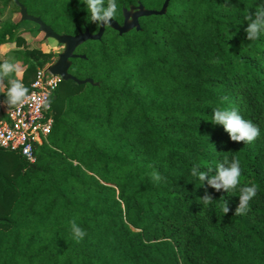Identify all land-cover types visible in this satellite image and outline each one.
Wrapping results in <instances>:
<instances>
[{
	"label": "trees",
	"instance_id": "16d2710c",
	"mask_svg": "<svg viewBox=\"0 0 264 264\" xmlns=\"http://www.w3.org/2000/svg\"><path fill=\"white\" fill-rule=\"evenodd\" d=\"M19 1L60 35L100 29L86 0ZM165 1L116 0L113 19L123 24L125 8L159 11ZM261 3L171 0L166 14L141 18L140 30L107 28L80 46L86 57L72 59L70 73L98 86L62 80L36 162L0 148V264H264V34L248 41L245 32ZM10 4L20 12L0 0V50L17 49L0 63L20 62L30 92L59 54L30 47L26 22L1 21ZM218 107L236 109L259 137L233 142L213 124ZM233 159L240 187L258 189L244 215H235L239 190L218 192L191 175L213 169L210 179ZM73 220L84 239L74 238Z\"/></svg>",
	"mask_w": 264,
	"mask_h": 264
},
{
	"label": "clouds",
	"instance_id": "9594fccd",
	"mask_svg": "<svg viewBox=\"0 0 264 264\" xmlns=\"http://www.w3.org/2000/svg\"><path fill=\"white\" fill-rule=\"evenodd\" d=\"M87 11L91 14V21L94 24L106 27L109 22L113 20L118 11L116 0H86ZM247 28L246 39L248 41L257 40L261 34H264V3H261L254 13L249 12L246 16ZM21 71L20 63H10L6 58L0 63V81L5 76H12L6 87L5 95L6 99L3 102V106L6 108L22 107L30 99L29 89L18 78ZM44 107H50V102L45 101ZM212 120L214 125H222L224 130L228 133L230 139L233 142L253 143L260 135V129L257 125L253 124L250 120L244 119L236 109L216 108L213 111ZM208 171H200L198 166H194L191 171L193 177H198L202 185L207 180L209 186L216 191L223 190L225 193H231L239 190V205L235 210V215H244L250 210V201L257 195V186L255 184L251 186L240 187L241 167L240 162L237 159H233L231 163L225 160L223 163H219L215 168V175L208 178ZM153 178L157 181L160 180V176L157 173L153 174ZM201 201L208 205L213 201L210 195H205ZM230 211L227 202L223 207L224 214H228ZM71 230L74 234V238L77 241L84 239L87 233L77 225L75 220L71 222Z\"/></svg>",
	"mask_w": 264,
	"mask_h": 264
},
{
	"label": "built area",
	"instance_id": "2783aa9c",
	"mask_svg": "<svg viewBox=\"0 0 264 264\" xmlns=\"http://www.w3.org/2000/svg\"><path fill=\"white\" fill-rule=\"evenodd\" d=\"M50 66L37 71L29 92L31 99L22 107L7 109L0 120V148L31 163L36 162L37 151L48 142L54 126L52 101L62 78L52 74ZM45 101L50 107H44Z\"/></svg>",
	"mask_w": 264,
	"mask_h": 264
},
{
	"label": "water",
	"instance_id": "95a60500",
	"mask_svg": "<svg viewBox=\"0 0 264 264\" xmlns=\"http://www.w3.org/2000/svg\"><path fill=\"white\" fill-rule=\"evenodd\" d=\"M170 1L171 0H166L162 9L159 11L148 10L142 4L131 6L130 9L125 8L123 10L125 18L123 24H120L113 19L109 22L108 26H100V29L96 34H92L89 29H86V31H81L78 35L73 36L56 33L52 27L47 25L40 17L30 15L27 8L21 4L19 0H15L17 6L20 8L21 21L36 24L40 32L45 35V39L56 40L60 45L64 46V51L59 54L58 59L49 67V71L54 75L60 76L63 81H74L79 85L91 84L95 86H98V83H95L92 79L87 78L80 80L70 73L72 59L86 57L85 55H77V49L89 40L100 41L107 28L119 32L120 35H124L134 29L140 30L141 27L139 20L141 18L166 14Z\"/></svg>",
	"mask_w": 264,
	"mask_h": 264
},
{
	"label": "rangeland",
	"instance_id": "374dc122",
	"mask_svg": "<svg viewBox=\"0 0 264 264\" xmlns=\"http://www.w3.org/2000/svg\"><path fill=\"white\" fill-rule=\"evenodd\" d=\"M6 20H12L14 22L21 21L20 12L17 9H15L12 4H10L8 9L1 16L2 22ZM36 29H38V26L31 22H26L22 27L21 33L23 34V37L26 39V42L30 45V47L40 48L46 53H54V54H60L64 51V46L60 45L56 40L45 39V35L43 33L38 34V35L34 34L33 32ZM12 47H14V45H12ZM57 59L58 57L55 56L54 60L56 61ZM48 65H52V64H48ZM20 66H21V69L25 70L23 65H20ZM29 79L31 80L32 78L29 77Z\"/></svg>",
	"mask_w": 264,
	"mask_h": 264
},
{
	"label": "crops",
	"instance_id": "0c3cea01",
	"mask_svg": "<svg viewBox=\"0 0 264 264\" xmlns=\"http://www.w3.org/2000/svg\"><path fill=\"white\" fill-rule=\"evenodd\" d=\"M12 45H14V47H12ZM15 44H4L1 46V50H0V60L3 59L5 57V55H7L9 52L14 51L17 49V47H15ZM9 61H12V59H10ZM17 63V62H16ZM20 63V62H19ZM20 65H22L20 63ZM24 70L21 69L20 74H19V78H21L23 76ZM6 83L2 80L0 81V91L5 92L6 90ZM0 107H1V111L3 112V114H5V111L9 108H6L5 106H3V102H0Z\"/></svg>",
	"mask_w": 264,
	"mask_h": 264
}]
</instances>
